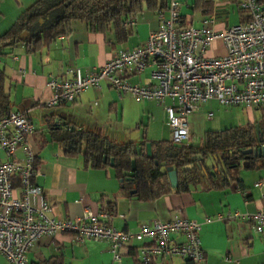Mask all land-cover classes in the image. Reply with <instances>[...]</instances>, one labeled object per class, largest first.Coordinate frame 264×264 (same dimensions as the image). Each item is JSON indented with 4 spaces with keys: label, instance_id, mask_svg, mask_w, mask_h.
I'll return each instance as SVG.
<instances>
[{
    "label": "crops",
    "instance_id": "obj_1",
    "mask_svg": "<svg viewBox=\"0 0 264 264\" xmlns=\"http://www.w3.org/2000/svg\"><path fill=\"white\" fill-rule=\"evenodd\" d=\"M34 1L0 0V33L7 30L24 8ZM179 1L180 18L185 26L201 27L206 19H212V28L220 31L246 20L245 12L238 9L235 0H208V13L194 6V0ZM232 4L236 8V18L230 23L227 17ZM194 13L198 15L196 23L192 20ZM124 24L131 33L120 44H112V33L89 31L84 21L72 19L66 34L59 35L34 53L26 52L23 44L13 46L9 54L0 57V68L6 75L9 111L26 112L38 133H45L49 123H62L96 133L116 144H136L142 137L149 145L157 141H170L163 105L172 102L166 98L157 103L134 101L131 96L118 94L113 88L100 83L98 88L81 92L70 103L50 107L46 105L51 95L46 85L48 79L69 78L65 71L72 67L82 71L96 70L117 50L143 44L148 33L157 27L156 10H142ZM205 54L223 55L221 40L214 38ZM149 72L150 67H146L137 75H125V79L131 84H153ZM214 101L200 104L188 115L189 134L183 144L200 147L207 132H219L246 124L254 126L257 132L258 123L264 124L262 103L253 107L257 113L251 114L250 118L220 128L217 126L218 121L211 118ZM35 141L32 138L34 162L40 175L33 181L41 187V199L50 207L46 213L48 217L75 219L81 214L82 208L88 205L94 209L111 211L108 224L120 231H135L141 223L169 220L176 212L185 219L197 222L209 217L210 220L202 223L199 230L200 244L205 254L204 264H264L263 234L255 233L251 223L245 220L216 219V215H225L227 212L251 213L258 209L264 210V187L256 188L252 185L264 177V156L247 158L245 171L240 169L244 161L240 160L238 168L232 170L226 179L217 174L209 177L205 175L201 182L189 184L185 191L170 192L150 201H139L119 189L118 180L110 167L83 168L80 157L63 156L58 144L50 143L38 148ZM260 145L264 144L258 143L257 147ZM21 155V150H18L17 156ZM212 159L216 165L219 164L218 158ZM216 178L223 180L220 181L221 188L210 187L209 180ZM13 184H17L16 178ZM31 201L38 205L40 199L34 197ZM175 240L181 242L184 238L177 235ZM147 244L146 240H131L118 250L121 258L114 260L107 241L86 240L78 244L67 233L44 235L27 252L26 264H45L51 260L56 264H140L138 248ZM0 264H5L1 256ZM152 264L192 263L178 256H169L156 259Z\"/></svg>",
    "mask_w": 264,
    "mask_h": 264
},
{
    "label": "built area",
    "instance_id": "obj_2",
    "mask_svg": "<svg viewBox=\"0 0 264 264\" xmlns=\"http://www.w3.org/2000/svg\"><path fill=\"white\" fill-rule=\"evenodd\" d=\"M180 1L168 0L156 9L157 27L143 44L122 48L96 70L66 69L69 78L47 80L51 92L47 106L70 103L83 91L100 83L134 101L163 102L170 141L183 144L189 134L188 115L209 100L243 109L264 103V4L258 0H237L246 20L215 31L212 19L201 27L185 26L180 18ZM128 24H131L129 22ZM214 38L223 44L224 54H205ZM150 67L153 84H131L125 75H137ZM34 125L26 112L8 111L0 115V256L5 264H26V254L41 236L67 233L74 242L107 241L114 260L120 248L131 240L148 241L138 248L140 264H152L159 258L178 256L192 264H204L199 230L202 222L181 217L177 212L169 220L141 223L135 231H120L108 224L112 213L85 205L75 219L46 215L49 205L41 199L42 189L33 179L40 175L35 166L32 146ZM21 150V157L17 156ZM17 184H13V179ZM253 187H264V177ZM264 197V191L262 192ZM39 198L34 205L32 198ZM218 220H245L255 233L264 235V210L251 213L227 212ZM183 236L177 242L175 237ZM262 257L264 261V242Z\"/></svg>",
    "mask_w": 264,
    "mask_h": 264
},
{
    "label": "trees",
    "instance_id": "obj_3",
    "mask_svg": "<svg viewBox=\"0 0 264 264\" xmlns=\"http://www.w3.org/2000/svg\"><path fill=\"white\" fill-rule=\"evenodd\" d=\"M167 1L36 0L24 8L7 30L0 33V57L9 54L13 46L20 42L17 37L23 31L28 32L31 38L30 41L24 39L21 44L24 45L26 52H36L39 47L47 45L59 35L66 34L68 23L72 19L84 21L89 31L112 33V44L123 43L131 33L124 24L127 19L142 10L165 7ZM258 2L264 4V0ZM193 4L202 12H209L208 0H194ZM39 19L42 20V24H39ZM5 81L6 75L0 68V115H4L10 109ZM33 139L36 140L38 148L50 143L58 144L63 156L80 157L83 168L110 167L118 180L119 189L124 194L139 201H150L170 192L185 191L189 184L201 182L205 175L212 176L205 166V159L209 156L221 160L226 168L223 176L218 173L217 176L222 178L229 176L232 170L238 168L239 161L244 159L241 150L254 148L258 143L264 144V124L258 123L257 132L250 124L219 132H207L200 147L174 144L171 141L153 142L149 155L146 154L144 137L136 144H116L96 133L62 123H49L45 133L34 131ZM110 160L112 165H109ZM131 160L134 161L135 169L132 175H125L124 172H130ZM161 162L175 171V187L170 186L166 173H161L159 166ZM209 181L212 188H221L220 183L223 182L217 178ZM45 264L56 263L51 260Z\"/></svg>",
    "mask_w": 264,
    "mask_h": 264
},
{
    "label": "water",
    "instance_id": "obj_4",
    "mask_svg": "<svg viewBox=\"0 0 264 264\" xmlns=\"http://www.w3.org/2000/svg\"><path fill=\"white\" fill-rule=\"evenodd\" d=\"M39 22H42V20L39 19ZM30 38H31V36L28 34V32L23 31L22 33H20L18 35L17 39L20 40V42L17 43L16 45H21V41H23L24 39L26 41H30ZM145 148H146V154L149 155L150 154V145H149V143H146ZM240 153L244 155V162H246V159L249 156H251L252 158H258L260 156H264V145H260L258 147L256 146L254 148H248L246 150H241ZM197 158L199 159L200 155H198ZM103 161H104V159H103ZM209 161L212 163L211 165H209V163H210ZM155 164H157V162H155ZM109 165H112V160L109 161ZM159 166H160L161 173H166L170 186L171 187H175L176 186V174H175V171L171 167H166L164 162L159 163ZM205 166L207 168H211V170H214L213 168H216V169L220 170L221 173H222V176L226 173V168L222 164V161L219 160V164L216 165L214 163V161H213L211 156H209L206 159ZM134 169H135L134 161L131 160L130 161V172H124V174L125 175H132V171ZM131 192H133V191H131Z\"/></svg>",
    "mask_w": 264,
    "mask_h": 264
},
{
    "label": "rangeland",
    "instance_id": "obj_5",
    "mask_svg": "<svg viewBox=\"0 0 264 264\" xmlns=\"http://www.w3.org/2000/svg\"><path fill=\"white\" fill-rule=\"evenodd\" d=\"M231 7H230L229 15L227 17V21L230 23L233 22V20L236 18L235 17L236 16L235 5L232 4ZM192 20L194 23H196L198 21L197 13H194L192 15ZM214 102H213V104L215 105V107L212 109L213 116H211V118H214L216 121H218L217 126L220 128H221V126H225V125L229 126V124L230 125L238 124L239 120L241 121V119H242V121H244V120H246V118H250L251 114L254 115V113H257V110L254 109L253 107L248 108V109H240V108H235L233 106H224V105H221L217 102H215V103ZM224 110H226V111H224ZM220 118L223 120L219 121ZM246 163L247 162H244V161L241 162V168L240 169H242L243 171H245L244 167H245Z\"/></svg>",
    "mask_w": 264,
    "mask_h": 264
},
{
    "label": "flooded vegetation",
    "instance_id": "obj_6",
    "mask_svg": "<svg viewBox=\"0 0 264 264\" xmlns=\"http://www.w3.org/2000/svg\"><path fill=\"white\" fill-rule=\"evenodd\" d=\"M242 156H243V158H244V155H243V154H242ZM249 157H251V156H249ZM249 157H248V158H249ZM251 158H252V157H251ZM242 160H244V159H242ZM209 173H210L211 175H216L217 173L220 174V175H222L221 171L218 170V169L209 170ZM214 173H216V174H214Z\"/></svg>",
    "mask_w": 264,
    "mask_h": 264
}]
</instances>
